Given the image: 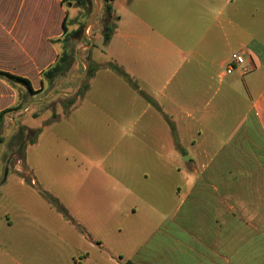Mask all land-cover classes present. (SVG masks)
Masks as SVG:
<instances>
[{
    "label": "rangeland",
    "instance_id": "374dc122",
    "mask_svg": "<svg viewBox=\"0 0 264 264\" xmlns=\"http://www.w3.org/2000/svg\"><path fill=\"white\" fill-rule=\"evenodd\" d=\"M200 1L208 9L196 0H150L141 6L134 0H112L110 20L103 0H89L86 7L77 0L64 2L67 33H74L66 43L69 56L63 72L43 80L39 91L36 84L35 94H23V85L16 84L13 88L25 105L7 112L9 117L0 123V246L9 242L8 235H18L13 226L24 219L35 227L26 233L27 241L41 243L42 252L47 239L60 251L68 240L75 262L101 264L80 258L91 252L79 238L82 231L106 244L107 249L98 252L103 258L116 244L114 261L124 262L176 208L174 189L192 181L194 165L199 172L211 151L239 136L236 127L249 99L243 83H218L217 77L227 57L239 49L236 34L242 33L241 39L259 36L264 29L263 9L260 14L252 7L264 0H218L216 5ZM135 13L172 40L170 49L155 34L144 49L148 55L131 60L122 41H114L116 26L114 42L104 43L106 23L116 25L118 18L128 20ZM2 26L0 22V30ZM212 45H218L214 56ZM57 47L60 55L63 42ZM194 49L204 56L201 77L179 83L196 64ZM144 59L154 67L149 69ZM174 66L180 68L174 72ZM235 68L228 77L236 76ZM53 121L37 138L35 130ZM30 138H37L35 144ZM205 147V158L197 162L196 150ZM25 161L34 167L32 181ZM15 165L21 167L19 172ZM63 235L64 241L58 238Z\"/></svg>",
    "mask_w": 264,
    "mask_h": 264
},
{
    "label": "crops",
    "instance_id": "0c3cea01",
    "mask_svg": "<svg viewBox=\"0 0 264 264\" xmlns=\"http://www.w3.org/2000/svg\"><path fill=\"white\" fill-rule=\"evenodd\" d=\"M29 1L31 5L28 6ZM196 1L208 9L204 5L205 1ZM227 1L233 3V0ZM64 2L66 0H28V2L0 0L2 13L0 22L4 23L0 30L2 40L0 69L16 72L20 77L28 79L34 90L36 84L39 89L41 88L42 71L58 56V42L52 40L63 36V19L67 13ZM134 2L141 6L140 3L150 0H134ZM211 3L216 5L218 0H211ZM252 7L262 14L261 8L264 11V2L261 1L258 7L252 3ZM263 16L261 15V18ZM262 21L264 22V19ZM228 22L232 21L228 19ZM259 26L261 29V22ZM262 29L259 36L248 35L241 39L238 34L242 33L236 34L239 39V49L236 52L244 53L245 64L235 68L237 74L233 78L228 77L232 72L221 75L223 70L217 77L218 83L224 81L243 83L244 93L249 99L243 121L236 127L240 132L235 133L239 136H235L230 144L220 145L213 152L211 151L209 159L204 162L199 160L205 158L206 147L196 150L197 162H200L201 170L198 172L195 164V176L192 181L186 182L184 186L175 187L178 197L176 208L169 216H163L162 221L140 242L136 252L129 254L127 260H132L136 264H264V32L262 33ZM114 34L117 38L114 41L121 40L130 50L128 52L125 48V53L131 55V60L132 58L138 60L139 55L141 57L148 55L145 54L144 49L155 34L166 41L169 49L172 45V40L168 36L163 32L159 33L147 20L136 13L128 20L118 18ZM5 39L11 40L10 45L3 41ZM112 40L111 37L107 45L113 43ZM217 46L210 47L211 56L215 55ZM165 51L169 52V50ZM179 52L181 57L186 58L185 52L181 50ZM192 53L198 57L196 64L188 67L179 83H186L192 76L196 79L201 77V71L204 70L203 53L198 49H194ZM228 58L229 56L224 61V66ZM147 60L144 59L143 63L152 69L154 66ZM164 62L169 68L167 57H164ZM14 65L16 70L11 67ZM179 68L180 66H174L172 70L176 72ZM238 77L241 78V82ZM15 90L0 78V112L16 103L18 93ZM7 117H9L8 113L4 119ZM55 122L35 130L37 138L41 129H48ZM37 138H34V144ZM24 163L28 168V171L26 170L28 177H31V181L34 180L32 178L34 167L26 161ZM20 168L19 165L14 166L18 172ZM26 175L25 173L22 176L25 180ZM130 214L129 212L127 216ZM7 222L9 226H13L9 221ZM13 228L18 235H8L6 241L9 242H6L4 247L0 246V264H80L75 262L72 245L68 244V240L60 251L59 246L54 245L52 239H47L44 243L46 250L42 252L41 243L29 242L26 239V233L34 231V223L23 219L20 225ZM80 232H78L79 238H83V242H86L84 244L91 249V252L80 255L85 262L95 260L101 264L124 263L114 261V254H117L116 244H112L109 256L103 258L98 252L106 250V244L92 234L90 236L89 232H86L88 237L84 232ZM73 234L75 233L72 232L71 235ZM58 238L63 241L67 239L64 235ZM147 244L150 245L149 248H146ZM30 246H34L35 250H30ZM10 252L16 253L17 258L11 256Z\"/></svg>",
    "mask_w": 264,
    "mask_h": 264
},
{
    "label": "trees",
    "instance_id": "16d2710c",
    "mask_svg": "<svg viewBox=\"0 0 264 264\" xmlns=\"http://www.w3.org/2000/svg\"><path fill=\"white\" fill-rule=\"evenodd\" d=\"M77 1H78V4L83 6V7H86L89 4V0H77ZM110 1H112V0H103L105 9L107 10V13H108V18H107L108 20H110V18H111V12H110V6H109ZM66 19H67V13L63 19V36H62V38L52 40L53 42H58V41L63 42L64 48H63L61 54L58 55L57 58L54 60V62L50 66H48L44 71H42V81L43 80L51 81V80L55 79L58 76V74H61L63 72V70L65 68V64H66L68 56H69V52L65 48L66 43L68 42L69 37L72 36L74 33V32L67 33ZM115 26H116L115 24H109V23H106L103 26V41H104V43H107L109 41V39L111 38V34H112L113 28H115ZM114 69L116 71L120 72V70L116 66H114ZM0 78L5 80L12 87H15L16 84L23 85V87H24V90L22 91L23 94H24V91L26 93H30V94H35L37 92L36 90H34L32 88L30 81L24 77H20V76L11 74L9 72L0 70ZM83 88L86 89L87 85H83ZM18 91H19V93H21L20 89ZM78 94H81V93H78ZM73 102H74V98L70 99L68 101V104H72ZM24 105L25 104H23V98L21 101V97L19 94L18 100L16 101V103L12 107H9V108L0 112V123L2 122L4 117L6 116L7 112L12 111V110L21 111L23 109ZM22 132H23V130H21V133ZM33 141H34L33 138L29 139L30 143H32ZM123 264H134V263L131 262L130 260H126V261H124Z\"/></svg>",
    "mask_w": 264,
    "mask_h": 264
},
{
    "label": "built area",
    "instance_id": "2783aa9c",
    "mask_svg": "<svg viewBox=\"0 0 264 264\" xmlns=\"http://www.w3.org/2000/svg\"><path fill=\"white\" fill-rule=\"evenodd\" d=\"M245 63V55L242 52H232L224 66L222 74L231 73L235 67L242 66Z\"/></svg>",
    "mask_w": 264,
    "mask_h": 264
}]
</instances>
